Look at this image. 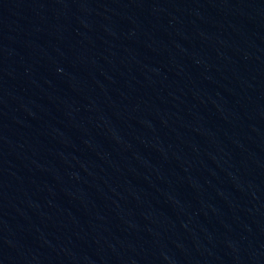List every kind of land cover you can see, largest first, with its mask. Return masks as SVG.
Instances as JSON below:
<instances>
[{"label": "water", "instance_id": "obj_1", "mask_svg": "<svg viewBox=\"0 0 264 264\" xmlns=\"http://www.w3.org/2000/svg\"><path fill=\"white\" fill-rule=\"evenodd\" d=\"M0 264H264V0H0Z\"/></svg>", "mask_w": 264, "mask_h": 264}]
</instances>
